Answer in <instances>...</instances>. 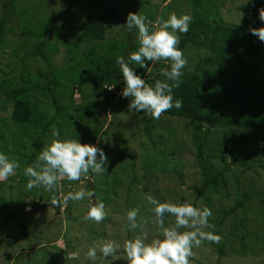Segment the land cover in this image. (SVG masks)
Masks as SVG:
<instances>
[{
    "label": "trees",
    "instance_id": "1",
    "mask_svg": "<svg viewBox=\"0 0 264 264\" xmlns=\"http://www.w3.org/2000/svg\"><path fill=\"white\" fill-rule=\"evenodd\" d=\"M18 1L0 0V9L5 10L0 12V40L3 43H5L3 38L7 36V33H4V25L10 12L15 13V9L21 7L20 19L26 17L27 12L32 11L33 15L29 19L37 21L38 19L34 18V11L36 15L40 13V18L46 11V4L43 2L45 0L38 1L39 6L34 5L36 0H29V3L24 4ZM77 1L79 0H71L67 8L58 13L57 20L52 17L37 23L21 25V32L13 41L17 42L14 43L10 56L19 60L20 72L18 75H14L12 71L0 73L2 74L0 97L4 98L0 110L5 112V117L0 116V128L3 129L8 125L13 127L2 133L4 138L0 140V144L6 146V149L8 143L18 142L22 162L20 169L15 172L14 179L24 186L28 178L24 176L23 168L34 164L37 154L51 138L53 130L59 131L66 138H79L82 143H97L107 134L110 127H114L115 122L110 121L109 127L104 128L108 111L114 115L115 110L121 108L123 114H132L127 109L128 99L116 95L124 87L116 58L127 57L128 53L139 45L135 32H129L123 25L127 15L123 18L113 8L121 5L128 9L127 14L135 13L139 12L143 2L148 4V0H135L134 6L129 5L131 0H82L84 2L82 4L86 7H104L106 11L99 17H95L93 11H89L82 19L84 22L82 26L74 28L67 24L73 14H68V10H71ZM166 1L168 0L155 2L162 4ZM218 3L219 0H190L189 9L193 21L189 31L180 36L179 45L184 55L192 53L191 56H187L190 64L184 67V70L190 71H182L180 86L173 89L174 97L182 100V107L163 112L160 121L145 113L133 114V123L139 134L138 143L144 150L141 162L145 164L147 171L163 175L171 172L174 181L181 186L185 185L184 179L187 177L191 179V175L182 165L184 159L181 157L180 149L187 147L188 142L192 144L193 147L190 146L195 151L193 157L196 160V166L193 168L199 172L200 179L199 181L191 179V186L188 189L192 196L202 199L207 206L211 192L216 191L220 185L222 188L225 186V174L230 170L228 165L220 169L209 165L213 158L226 154L230 165L235 166L239 160L243 162L242 158L249 152L252 154L251 169L260 168V164L264 163V147L256 144L253 151L247 146L250 138H264V43L251 34V29L264 28V20L260 19V14L264 16V0L239 2L234 8L239 20L236 24H225L221 20L218 16ZM149 20L155 21L150 15ZM116 24H121V29L114 36L107 38L108 31ZM117 36L119 38L114 40ZM61 51L68 56L67 61L62 66L55 67L52 54L58 55ZM32 63L31 69L29 66ZM168 66L165 61H159L155 65L150 64V70L145 73L146 82L151 84L156 79H162L160 70ZM138 71L143 72L142 69ZM86 87L93 90L100 87L96 100H90L91 93ZM108 87H112L111 91H107ZM168 119L183 122L184 125L177 124L176 128L170 127ZM215 131H221L231 139L227 152L222 150L224 142H214L209 139ZM116 133L121 138L118 130ZM176 134L178 136L183 134V139L175 140ZM120 141L123 157L116 170L119 169L123 176L130 173L128 182L130 185H140L133 171L135 162L131 157L134 152L129 149L123 138ZM27 142H30V145ZM145 143L149 146L150 152L144 147ZM108 157L113 161L110 155ZM255 157H257L256 161H254ZM221 159L225 160L224 157ZM123 160V163L129 164L128 167L122 165ZM255 162L260 164L256 165ZM109 167L111 169V163ZM183 169L184 172L181 174ZM144 170L145 168L141 166L137 172L139 175L142 174L143 178L147 175ZM101 175H107V172ZM6 181H1L0 185H6ZM111 181L119 185L123 180L115 178ZM67 182V178H64L63 182L61 179L59 183L68 187ZM2 190L3 186H0V193ZM32 190L28 194V201H17L13 210L0 205V227L9 223L16 224L20 231L22 230L19 236L21 235L20 237L25 240L33 235L27 233L28 229L25 225L24 215L30 211L28 209L31 208L33 211L40 209L39 207H48L47 209L51 210L49 206L51 200L55 198L61 201L69 189L62 190L64 193L62 197L58 186L53 192L43 188ZM37 190H42L45 194L40 192L38 194ZM142 190L147 189L143 187ZM173 190L174 195L167 194L169 200L181 201L183 197L177 196L179 192ZM115 196L117 192L111 197ZM96 197L97 194L95 199ZM0 199L1 204L3 198ZM243 199L245 203H249L253 196L244 194ZM258 200L260 204L264 202L262 198ZM90 201L91 199L87 206ZM244 202L236 204L230 210L219 212L221 220L229 216L235 208L244 206ZM69 203L70 201L65 210L68 217L72 213ZM62 205H64L62 201L59 206L53 205L52 217L60 219ZM139 211L138 220L140 214L145 213L143 218L148 229V239L156 238L158 229L153 222L154 216L144 208H139ZM70 219L76 220L72 216ZM173 220V217L166 215V223H171ZM147 221L152 222L147 223ZM240 227L245 232V228L242 225ZM139 231L140 229L130 231L129 235L137 234ZM241 238L243 239L244 235ZM258 240L264 247V239L259 237ZM62 244L67 246L64 240ZM210 244L218 256L222 257L223 244Z\"/></svg>",
    "mask_w": 264,
    "mask_h": 264
},
{
    "label": "rangeland",
    "instance_id": "2",
    "mask_svg": "<svg viewBox=\"0 0 264 264\" xmlns=\"http://www.w3.org/2000/svg\"><path fill=\"white\" fill-rule=\"evenodd\" d=\"M21 4L29 3V0H19ZM18 1V2H19ZM38 1L34 2V5H38ZM71 0H45L43 1L46 4V11L44 15L40 18V13L34 18L37 21H33L30 16L33 15L32 11L27 12V16L20 19L19 13L21 7H16L15 13H9L8 19L5 22V32L7 36L3 38L4 42L0 40V73L5 72H14V75H18L20 72L21 64L19 60L15 57H10L13 52L14 40L19 37L21 32V25H29L31 22L37 23L40 20H46L49 18H54L57 20L58 13L67 8V4ZM157 0H148L141 5V8L138 13L145 15L149 19V15L153 16L156 20L157 17H167L171 12H176L178 15L181 13L190 14V0H168L164 3L155 2ZM246 2L248 0H219L218 3V16L225 24H236L239 22L237 13L234 8L239 4V2ZM82 3V0H79L75 5L68 10L69 13H73L69 17L67 24H70L74 28H80L84 22H82L83 17L89 12L93 11L95 17L101 16L102 13L106 11L104 7L101 8H92L86 7ZM135 0H131L129 5L134 6ZM35 7V6H34ZM116 9L118 15L125 16L127 15L128 9L124 6H116L113 8ZM4 9H0V12H4ZM0 13V15H1ZM27 18V19H26ZM121 29V24H116L110 31L107 33V38L114 36L116 32H119ZM182 34H180L181 36ZM119 37H114V40H117ZM13 42V43H12ZM187 53V52H186ZM189 56L192 53H187ZM185 57L187 59V56ZM53 66H62L66 63L68 56L63 54L61 51L58 55L52 54ZM33 62V61H30ZM27 62V63H30ZM26 63V64H27ZM167 63V62H166ZM168 64V63H167ZM190 63L187 60V65ZM37 64H35V67ZM33 67V63L29 66ZM183 72L190 71L184 70ZM2 75V74H0ZM87 91L91 94L89 95L90 100H93L98 97L97 92L99 88L93 90L90 87H86ZM77 95V94H76ZM74 95V98L79 101V99ZM118 96V95H117ZM100 97V96H99ZM3 97H0V106L3 103ZM1 108V107H0ZM5 112L0 110V116L5 117ZM163 116H160L157 121H160ZM110 121H114V127H110V130L107 131V134L104 137H101L97 143L102 146L107 155H110L113 161L111 163V169L107 171V175L101 174H92L94 177L93 184L95 186V191L97 194L96 199H102L106 205L107 215L105 219L99 224L94 221H83L82 217L88 210L87 206L90 198H85L81 201H70L69 205L70 217L66 214L65 210L68 207V204H63L60 209V219L52 217L51 210H53V204L50 203V209L39 207L40 209L29 208V212H32L31 215H24L26 218L25 225L27 233H32L31 237L28 239L20 237L19 234L22 233L20 228L15 224L9 223L8 225L0 227V264H93L86 258V252L93 243H100L104 239H114L121 244V250L117 256L111 257L109 260L100 259L98 257L95 264H126L124 261L125 256L123 253V243L126 239L132 238V235H129L131 232L126 231L127 221L126 213L131 208H144L149 213L153 215L152 206L148 204L146 196L152 195L160 201L169 200L167 194L170 193L174 195V190L176 189L179 193L176 195L181 196L183 200L189 201H198L201 205H206L202 199H196L189 192L188 187L191 186V179L199 181L200 174L197 169L193 168L196 166V160H194V149L191 148L192 144L187 143V147L180 149L181 157L184 159L182 164L185 168V171L189 170L191 179L187 177L186 187H181L179 184L174 181L172 178L171 172H168L167 175L159 174L157 172H149L146 170V166L141 162V158L144 155L143 148L140 147L138 143V132L134 126L133 114H123L121 108L116 109L114 115L107 113L106 124L105 126L109 127ZM129 121V123H127ZM170 127L176 128V125H184L183 122L175 121L168 119ZM1 126V124H0ZM3 127V125H2ZM13 127L10 125L0 128V140H3L2 133L7 130H11ZM121 133V138H123L130 150L134 152L132 159L135 162L133 171L135 177L140 185H130L128 182L130 180V173L123 176V173L117 169L119 161L122 160V150L120 148L121 138L117 135L116 131ZM215 133V134H214ZM209 136V139L212 141H222L225 145L222 147V150L227 152L230 143L232 142L229 137L224 135L221 131L214 132ZM180 135V133H179ZM175 135V140L182 138ZM212 136V138H211ZM143 138V137H142ZM51 138L48 139V141ZM183 139V138H182ZM47 141V142H48ZM142 141V139H141ZM30 145V142H27ZM259 147H264V138L254 139L250 138L247 142V146L255 150V145ZM191 145V146H190ZM142 146V145H141ZM6 146H1L0 150L9 151L8 154L17 158L20 163L22 162L21 158V148L18 146V142L8 143ZM144 147L149 148L145 143ZM193 147V146H192ZM254 148V149H253ZM190 151L191 153H188ZM148 152L150 150L148 149ZM122 153V154H121ZM28 155V154H27ZM225 158L222 160L221 158ZM256 158L254 161H256ZM243 162L239 160L235 166L230 165V160L227 158L226 154L218 155L210 161L209 165H213L214 168H222L225 165L230 166V170L225 174L224 182L225 186L222 188L218 187L216 191L211 192L210 201L208 202V207L212 209L213 215L209 217V222L213 226L215 232L221 236L219 242L223 244V255L219 257L216 251H214L212 245L205 241L199 248H194V256L191 259V264H262L264 261V247L261 242L258 240L259 237L264 239V202L259 203L258 198H262L264 201V163L260 164L255 162L256 165H261L260 168L251 169V160L252 154L249 152L243 158ZM124 160L122 161V163ZM195 162V163H194ZM128 167V163H123ZM143 166L147 175L141 177L139 175L138 169ZM189 168V169H186ZM211 171H213V169ZM193 170V171H192ZM153 172V173H152ZM141 173V172H140ZM115 176V177H114ZM154 176V177H153ZM15 174L10 176L5 182L6 185L3 186V190L0 193V198L2 197V202L0 205L10 207L11 210L16 207L17 201H28V194L30 190L26 186L17 182V179H14ZM122 178V183L115 185L112 183L111 179ZM64 178L62 179L63 182ZM57 186L61 190V197L64 195L62 192L65 189L68 192L78 190L79 188L86 187L80 185V182H71L68 181L66 187L59 183ZM1 183V181H0ZM147 190L143 191V187ZM129 188V189H128ZM34 192V190H32ZM38 194L43 193L42 190H37ZM117 192V196L114 198L111 197L113 193ZM253 196L252 201L245 203L243 196ZM179 198V197H178ZM1 200V199H0ZM62 201V199H61ZM240 202H244V206L235 208V210L227 217L221 220L219 212L227 211ZM252 202V203H251ZM68 203V202H67ZM5 204V205H4ZM247 206V208H246ZM87 207V209H86ZM36 211V212H34ZM45 212V214H44ZM140 213V211H139ZM145 214V213H144ZM144 214H140L141 217H144ZM76 218L75 221H72L70 218ZM154 216V215H153ZM149 220V219H147ZM152 221L147 223H151ZM240 225L245 228V232L242 231ZM145 231L147 232V226H144ZM210 231L212 229H205ZM244 235L242 239L241 236ZM152 238V237H151ZM149 238V240H151ZM62 240L66 242V245L70 248H67L62 244ZM13 241V242H12Z\"/></svg>",
    "mask_w": 264,
    "mask_h": 264
},
{
    "label": "clouds",
    "instance_id": "3",
    "mask_svg": "<svg viewBox=\"0 0 264 264\" xmlns=\"http://www.w3.org/2000/svg\"><path fill=\"white\" fill-rule=\"evenodd\" d=\"M260 19L264 20L261 14ZM192 21L193 17L188 13L178 15L176 12H171L166 18L157 17L155 21H150L138 12L127 14L123 25L129 32H135L139 46L128 53L127 57L116 58V65L122 74L124 85L121 92L116 95L128 99L127 109L130 113H145L153 119H159L163 112L182 107L183 102L174 97L173 89L180 86L182 69L187 64L184 52L179 47L180 34L189 31ZM260 29L264 28L251 29V34L264 43V30ZM159 61L167 62L169 66L160 70L162 79H156L154 83L149 84L145 80V73L150 70V64L155 65ZM138 69H142L143 72ZM111 88L108 87L107 91H111ZM99 98L102 99L101 96ZM109 164L108 155L98 143H82L79 138H66L59 131L53 130L51 139L37 154L34 164L24 167L23 174L28 178L26 183L28 190L43 188L53 192L57 188L58 181L67 178L71 182H80L78 184L90 191L85 182L91 181L93 192L79 188L65 194L62 202L67 204L68 201L76 202L86 197L90 198L92 203L82 219L85 222L94 221L99 224L105 219L107 212L104 201L95 199L92 174L107 172ZM20 167L17 158L0 150V181L7 180ZM182 172L184 169L180 173ZM184 180L186 182V179ZM178 184L181 186L180 183ZM186 186L187 183L181 187ZM146 199L152 206L153 222L158 229V235L149 240L143 227L146 223L145 219L140 217L138 220L139 209H129L126 213L125 230L140 229V231L123 243L126 264H191L194 248H199L205 241L216 244L220 242L221 236L215 232L209 222V217L213 213L207 205L189 200L160 201L150 194ZM51 203L59 206L61 201L53 198ZM31 214L32 212H27L25 216ZM166 215L173 217V222L166 223ZM120 250L121 244L117 240L106 238L100 243L94 242L87 249L86 258L95 264L98 257L109 260L117 256Z\"/></svg>",
    "mask_w": 264,
    "mask_h": 264
},
{
    "label": "water",
    "instance_id": "4",
    "mask_svg": "<svg viewBox=\"0 0 264 264\" xmlns=\"http://www.w3.org/2000/svg\"><path fill=\"white\" fill-rule=\"evenodd\" d=\"M86 184H87V186H88V188L90 189V191L91 192H93L94 190H93V187H92V185H91V181H90V183H88V182H85ZM92 203V202H91Z\"/></svg>",
    "mask_w": 264,
    "mask_h": 264
}]
</instances>
